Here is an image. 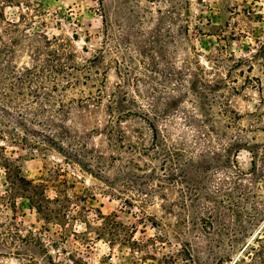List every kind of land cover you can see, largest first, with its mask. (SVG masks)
Here are the masks:
<instances>
[{
	"label": "rangeland",
	"instance_id": "1",
	"mask_svg": "<svg viewBox=\"0 0 264 264\" xmlns=\"http://www.w3.org/2000/svg\"><path fill=\"white\" fill-rule=\"evenodd\" d=\"M3 14V41L43 32L85 66L67 155L8 146L58 197L59 223L0 199V264H264V0H18Z\"/></svg>",
	"mask_w": 264,
	"mask_h": 264
},
{
	"label": "trees",
	"instance_id": "2",
	"mask_svg": "<svg viewBox=\"0 0 264 264\" xmlns=\"http://www.w3.org/2000/svg\"><path fill=\"white\" fill-rule=\"evenodd\" d=\"M13 1L18 2L0 0V19H4L6 3ZM11 25L18 31L17 22ZM24 50L30 51V61L18 66L13 57ZM82 66L85 64L77 61L69 41L43 32L11 36L9 42L0 35V168L10 187L0 199L21 196L43 219L57 223L59 218L53 214L52 207L58 197L50 198L44 184L25 176L18 163L21 156L14 157L8 146L20 145L30 152L56 150L67 155L70 139L67 122L71 106L77 101L69 96V91L83 83L78 72ZM127 100L129 115L145 119L155 137L153 118L135 98Z\"/></svg>",
	"mask_w": 264,
	"mask_h": 264
}]
</instances>
